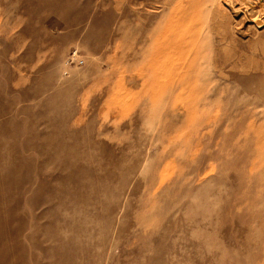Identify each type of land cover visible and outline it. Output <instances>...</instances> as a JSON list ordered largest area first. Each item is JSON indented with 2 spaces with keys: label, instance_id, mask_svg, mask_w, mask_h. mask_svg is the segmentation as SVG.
Masks as SVG:
<instances>
[{
  "label": "rangeland",
  "instance_id": "obj_1",
  "mask_svg": "<svg viewBox=\"0 0 264 264\" xmlns=\"http://www.w3.org/2000/svg\"><path fill=\"white\" fill-rule=\"evenodd\" d=\"M0 264H264V0H0Z\"/></svg>",
  "mask_w": 264,
  "mask_h": 264
},
{
  "label": "built area",
  "instance_id": "obj_2",
  "mask_svg": "<svg viewBox=\"0 0 264 264\" xmlns=\"http://www.w3.org/2000/svg\"><path fill=\"white\" fill-rule=\"evenodd\" d=\"M73 54L75 55V52H73ZM76 62H77L78 64H82V63H83V60H81V59H77Z\"/></svg>",
  "mask_w": 264,
  "mask_h": 264
},
{
  "label": "bare ground",
  "instance_id": "obj_3",
  "mask_svg": "<svg viewBox=\"0 0 264 264\" xmlns=\"http://www.w3.org/2000/svg\"><path fill=\"white\" fill-rule=\"evenodd\" d=\"M168 46V45H167ZM165 47H166V45H165ZM170 47V46H169ZM166 49H167V47H166ZM173 49V48H172ZM153 60V59H152ZM156 61V60H155Z\"/></svg>",
  "mask_w": 264,
  "mask_h": 264
}]
</instances>
